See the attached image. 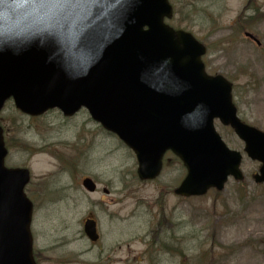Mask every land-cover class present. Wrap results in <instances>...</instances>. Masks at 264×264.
<instances>
[{"label": "water", "instance_id": "water-1", "mask_svg": "<svg viewBox=\"0 0 264 264\" xmlns=\"http://www.w3.org/2000/svg\"><path fill=\"white\" fill-rule=\"evenodd\" d=\"M172 14L168 0H0V111L10 98L32 116L86 107L135 151L141 180L159 176L168 150L179 156L188 170L175 192L182 197L244 180L242 155L215 131L219 118L262 163L254 179L264 183V133L238 118L232 84L206 74V48L164 24ZM6 156L0 127V264H36L30 174L5 168ZM84 186L96 190L90 179ZM85 233L98 241L93 219Z\"/></svg>", "mask_w": 264, "mask_h": 264}, {"label": "rangeland", "instance_id": "rangeland-1", "mask_svg": "<svg viewBox=\"0 0 264 264\" xmlns=\"http://www.w3.org/2000/svg\"><path fill=\"white\" fill-rule=\"evenodd\" d=\"M170 3L169 25L207 46L206 72L233 85L240 119L264 132V0ZM0 125L6 165L31 172L26 194L34 206L37 264H264V184L253 179L261 164L219 120L224 143L244 156L245 181L231 178L223 192L189 199L174 194L187 174L179 159L168 154L161 176L141 181L133 151L87 110L67 118L55 109L35 118L9 101ZM86 178L95 193L83 187ZM87 219L97 221V243L84 233Z\"/></svg>", "mask_w": 264, "mask_h": 264}, {"label": "snow or ice", "instance_id": "snow-or-ice-1", "mask_svg": "<svg viewBox=\"0 0 264 264\" xmlns=\"http://www.w3.org/2000/svg\"><path fill=\"white\" fill-rule=\"evenodd\" d=\"M46 3L54 7H63L64 5L70 3V0H46Z\"/></svg>", "mask_w": 264, "mask_h": 264}]
</instances>
